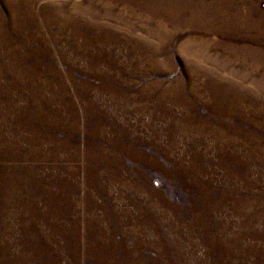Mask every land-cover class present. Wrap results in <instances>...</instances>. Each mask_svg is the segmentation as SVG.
<instances>
[{"label":"rangeland","instance_id":"1","mask_svg":"<svg viewBox=\"0 0 264 264\" xmlns=\"http://www.w3.org/2000/svg\"><path fill=\"white\" fill-rule=\"evenodd\" d=\"M34 1L0 0V264H264V0Z\"/></svg>","mask_w":264,"mask_h":264},{"label":"bare ground","instance_id":"2","mask_svg":"<svg viewBox=\"0 0 264 264\" xmlns=\"http://www.w3.org/2000/svg\"><path fill=\"white\" fill-rule=\"evenodd\" d=\"M10 1V0H9ZM13 1V0H12ZM29 1V0H28ZM33 1L34 0H31V2H29V3H27L26 2V0H21V3H23V7H31V5L33 4ZM35 2V1H34ZM8 3H10V2H8ZM11 5V4H10ZM12 6V5H11ZM35 6V5H34ZM47 6V5H46ZM55 6V5H54ZM79 7V6H78ZM14 8H16V7H14ZM52 8V7H51ZM57 8V7H56ZM80 8V7H79ZM58 9V8H57ZM30 10V9H29ZM59 10H60V8H59ZM15 11H17L16 9H15ZM27 11V10H26ZM55 11V10H54ZM28 12V11H27ZM48 12V11H47ZM51 12V11H50ZM33 13V12H32ZM59 13V12H58ZM12 14V13H11ZM27 14V13H26ZM45 14H46V11H45ZM55 14H56V12H55ZM36 15V14H35ZM41 15V14H40ZM52 15V14H51ZM57 16H59L58 14H56ZM14 16H17V14H14ZM19 17V16H18ZM32 17V16H31ZM30 17V18H31ZM29 18V19H30ZM47 18V17H46ZM27 19V18H26ZM55 19V18H54ZM33 20V25H37L38 24V22H37V20L35 21L34 19H32ZM65 22H66V20H65ZM62 22H60V24H61ZM59 25V24H58ZM63 27V26H62Z\"/></svg>","mask_w":264,"mask_h":264}]
</instances>
